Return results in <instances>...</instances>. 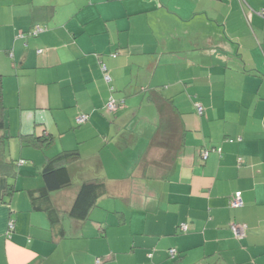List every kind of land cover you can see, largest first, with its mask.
I'll list each match as a JSON object with an SVG mask.
<instances>
[{"label":"crops","instance_id":"obj_1","mask_svg":"<svg viewBox=\"0 0 264 264\" xmlns=\"http://www.w3.org/2000/svg\"><path fill=\"white\" fill-rule=\"evenodd\" d=\"M0 73L14 132L55 136L0 175V264H264V0H0ZM70 148L55 206L107 188L57 236L27 190Z\"/></svg>","mask_w":264,"mask_h":264},{"label":"trees","instance_id":"obj_2","mask_svg":"<svg viewBox=\"0 0 264 264\" xmlns=\"http://www.w3.org/2000/svg\"><path fill=\"white\" fill-rule=\"evenodd\" d=\"M53 10L54 8L52 6H47L46 8L37 7L33 13V18H41V16L44 15V12L47 13V17L51 16ZM37 28L38 27H33V29L35 30ZM40 30L41 27L35 32L38 33L40 32ZM103 67L105 71L103 72L104 78L107 82H110L111 75L107 72V69L104 65ZM106 76H109V79H107ZM114 89L116 88H114V85L112 84L111 90ZM3 94V73H0V130L3 131L0 134V175H4L9 179L4 194L11 195L17 189L14 178L19 173L18 162H21L22 160L18 161L17 158L9 159L5 157L6 140L11 135L4 132L5 129L8 128V123L6 122V106L4 105ZM110 100L115 103V107L109 110L107 103ZM109 101L106 103V108L109 112H113L120 105V103L116 100L113 95H111ZM76 117L77 115L75 116V122ZM82 123L77 124L79 125ZM17 136H19L22 145L33 146L34 148L39 149H43L51 145L55 140L54 134L51 132H47L46 130L42 132H19ZM240 138L241 137H239V139ZM228 139L230 141L233 140V138ZM78 155L79 152L77 148H70L62 149L55 155L48 157L41 171L42 178L44 181L43 184L34 188H29L27 190L28 196L31 201L32 209L44 211L47 213L50 222V230L53 231L57 236L66 235V228L64 225V217L66 215L77 220L86 219L90 215L93 207L98 204L99 198L106 192L107 184L103 177H87L82 180L71 206L66 211H63L62 209L55 206L52 200V192L67 187L72 183V176L69 167L67 166V161L69 158L77 157ZM236 194L237 192L231 194L230 200Z\"/></svg>","mask_w":264,"mask_h":264},{"label":"rangeland","instance_id":"obj_3","mask_svg":"<svg viewBox=\"0 0 264 264\" xmlns=\"http://www.w3.org/2000/svg\"><path fill=\"white\" fill-rule=\"evenodd\" d=\"M106 107V105H105ZM107 110V108H106ZM11 109L8 108V114L10 113ZM63 111V109H62ZM108 116V114H106ZM7 122L9 124V128H8V131L11 132V136L8 137V139L6 140V144H5V157L6 158H15V157H18L20 155H30V154H23V153H20V149L21 147L24 148V150L26 149H29L30 147H25L24 145L21 144L20 142V139H19V136H17V134L19 133V131L17 132H14V128H15V121H14V118H12L11 120H9L7 118ZM40 126V124H39ZM3 132V131H2ZM1 132V133H2ZM66 138V137H65ZM55 142H59L58 141V138L56 139ZM53 148V147H52ZM51 148V149H52ZM30 150H33V149H30ZM111 156H114L113 154H110ZM115 157V156H114ZM117 159V158H116ZM118 161V160H117ZM68 201V200H67ZM66 207V206H64ZM65 209L64 211L67 210V208H63ZM71 218L72 217H68L66 216L64 219H65V226H66V229L68 232L70 231H73L75 228H72V224H70V222H74V221H71ZM74 219V218H72ZM75 220V219H74Z\"/></svg>","mask_w":264,"mask_h":264},{"label":"built area","instance_id":"obj_4","mask_svg":"<svg viewBox=\"0 0 264 264\" xmlns=\"http://www.w3.org/2000/svg\"><path fill=\"white\" fill-rule=\"evenodd\" d=\"M40 27H38L35 31L39 30ZM107 79H109V76H106ZM107 106L110 109H113L115 107V103L110 100L108 103H107ZM198 111L201 113L203 112V106L202 105H198ZM88 119V114L86 112H82L80 113L79 115H77L76 117V122L77 123H82L84 121H86ZM204 155L206 156L207 155V151L204 152ZM230 204L232 207H238L240 205L243 204V200H242V197L240 194H236L231 200H230ZM182 228L183 229H186L187 228V225L186 224H183L182 225ZM233 229L234 231L236 232V234H238L239 236H242L244 235V231H245V225H239V224H233ZM170 253L172 255L175 254V249H171L170 250ZM102 262V259L101 258H97L96 260V264H101Z\"/></svg>","mask_w":264,"mask_h":264}]
</instances>
